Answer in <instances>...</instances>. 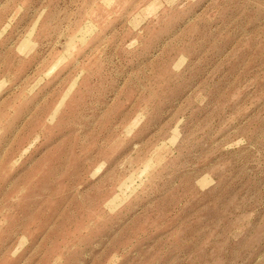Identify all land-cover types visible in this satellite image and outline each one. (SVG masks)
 Instances as JSON below:
<instances>
[{"label":"rangeland","instance_id":"obj_1","mask_svg":"<svg viewBox=\"0 0 264 264\" xmlns=\"http://www.w3.org/2000/svg\"><path fill=\"white\" fill-rule=\"evenodd\" d=\"M0 264H264V0H0Z\"/></svg>","mask_w":264,"mask_h":264},{"label":"bare ground","instance_id":"obj_2","mask_svg":"<svg viewBox=\"0 0 264 264\" xmlns=\"http://www.w3.org/2000/svg\"><path fill=\"white\" fill-rule=\"evenodd\" d=\"M162 148V147H161Z\"/></svg>","mask_w":264,"mask_h":264}]
</instances>
